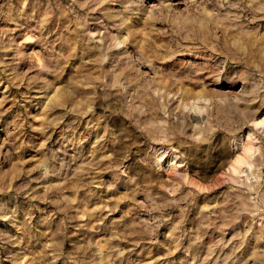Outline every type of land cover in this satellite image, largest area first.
I'll return each mask as SVG.
<instances>
[{"label": "rangeland", "instance_id": "obj_1", "mask_svg": "<svg viewBox=\"0 0 264 264\" xmlns=\"http://www.w3.org/2000/svg\"><path fill=\"white\" fill-rule=\"evenodd\" d=\"M0 264H264V0H0Z\"/></svg>", "mask_w": 264, "mask_h": 264}, {"label": "bare ground", "instance_id": "obj_2", "mask_svg": "<svg viewBox=\"0 0 264 264\" xmlns=\"http://www.w3.org/2000/svg\"><path fill=\"white\" fill-rule=\"evenodd\" d=\"M240 159V158H239ZM242 161V160H241ZM238 164V163H237ZM239 165V164H238Z\"/></svg>", "mask_w": 264, "mask_h": 264}]
</instances>
